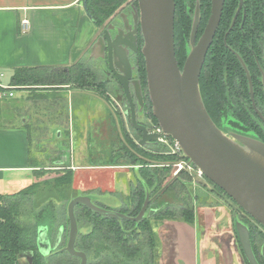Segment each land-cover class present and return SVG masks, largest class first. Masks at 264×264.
<instances>
[{"label": "water", "instance_id": "obj_1", "mask_svg": "<svg viewBox=\"0 0 264 264\" xmlns=\"http://www.w3.org/2000/svg\"><path fill=\"white\" fill-rule=\"evenodd\" d=\"M224 1L211 0L210 16L203 33L196 40L200 22V7L197 3L190 32V51L182 68L175 56V0H137V5L129 4L127 9L119 12L118 17L101 30L91 51L94 57L101 60V70L106 76L103 82H109L114 77L120 86L122 95H118L117 101L122 96L128 101L130 121L141 134V145L160 138L159 133L150 132L145 125L137 123L133 96L141 114L145 106L144 91L136 72L137 67L131 61V54H142L146 92L152 114L162 132L177 143L190 164L197 167L202 175L264 227V142L236 132L227 134L220 129L208 114L199 89L201 70L219 26ZM239 3L241 7L243 0H239ZM235 18L236 16L233 23ZM262 88L264 93V76ZM249 90L255 106L251 80ZM259 116L264 122L261 113ZM148 203L149 192L146 191L140 211L136 216L129 217L118 211L99 207L87 196L72 198L67 208L69 231L65 250L71 256L79 258L80 264H87L86 254L75 248L79 233L74 213L76 205H84L101 216L139 222L145 216ZM234 227L248 264H259L253 250L249 226L236 216ZM62 232L59 229L51 243L49 225L37 226L36 246L42 256L48 257L58 248ZM260 255L264 259V243ZM27 261H30V256Z\"/></svg>", "mask_w": 264, "mask_h": 264}, {"label": "crops", "instance_id": "obj_2", "mask_svg": "<svg viewBox=\"0 0 264 264\" xmlns=\"http://www.w3.org/2000/svg\"><path fill=\"white\" fill-rule=\"evenodd\" d=\"M23 19L29 22L26 32L21 30ZM100 31L87 11L85 0H0V85L10 87L6 90V96L0 98V129H10L0 130L1 195L14 194L13 189L20 191L37 180L44 181L47 177L58 176L64 166L67 170L80 167L86 170L93 166L89 162L75 163L70 146L69 158L64 157L58 161L49 154L44 144L38 145L39 157L31 162L30 132L32 129H47L45 131L48 136L52 129L58 130L59 138L69 137L70 141V129H88L96 124L90 123L91 118L84 125L73 124V108L70 104L73 91L65 77L78 60L83 64V72L87 71L86 80H92L89 69L97 75V81H102L99 78L102 72L101 60L94 57L91 51ZM32 67L49 68V72L59 81L21 84L13 80L18 70ZM75 93L86 102L92 100L93 107L97 97L103 102L105 99L103 94L88 86L74 90ZM66 99L67 104L64 105ZM101 106L103 109L100 110L105 112L102 103ZM100 124L103 131L106 128L105 120ZM85 133L83 130L80 141ZM77 151L80 155V150ZM42 160L45 163H41ZM71 164L75 168H71ZM42 165H50L52 172L38 171ZM74 173L71 172L73 179H76ZM202 194L203 197H200L206 204L201 206L197 200L193 202L197 196H192L191 206L195 204V207H192L191 222L184 220L191 216L186 215L185 218L179 214L174 220L162 221L166 226L164 233L172 235V263L246 264L234 233V219L226 204L222 199H214L211 193L204 191ZM55 237L49 233L51 243ZM164 241L160 234L161 250ZM205 249L213 251L212 256H206Z\"/></svg>", "mask_w": 264, "mask_h": 264}, {"label": "trees", "instance_id": "obj_3", "mask_svg": "<svg viewBox=\"0 0 264 264\" xmlns=\"http://www.w3.org/2000/svg\"><path fill=\"white\" fill-rule=\"evenodd\" d=\"M125 1L126 0H85V5L95 25L101 27L103 22ZM197 3H199L200 7V24L197 33V37H199L210 14L211 0H175L174 43L175 56L180 68H182L186 55L189 52L192 16ZM244 3L246 5L244 28L241 29L242 15H240L236 24L230 29L238 0H225L219 27L208 49L201 70L199 89L208 114L219 128L221 126V121L224 122L229 120L230 117H234L236 120L234 126L240 127L242 125L244 129L253 130L255 133L259 134V139L264 142V130L260 128L257 118L252 116V114L245 109V102L249 105L251 102L245 73L237 59L232 60L230 58L231 53L228 50V47L231 48V46L235 48L243 47V50H245V44L251 41L252 37L256 35L255 33H264L262 15L264 4L262 0H244ZM132 4L137 5V0H134ZM141 42L142 40L140 38L139 44H141ZM143 60L142 54L138 52L135 56L134 63L137 67L136 72L141 81L142 88L146 85L145 68H143L142 64L144 63ZM82 66L83 64L80 62L74 63L70 67L65 81L69 83L78 80V76L84 73L85 79L82 83L89 84L82 86L91 88L96 87L99 93L103 94L105 98H108L105 89L106 83L97 81V75L89 69L88 71L92 74L90 75L92 80H86V77H88V75H86L87 71L86 73L83 72L84 69ZM13 80L21 82V84H41V82L59 81L55 78L54 74L52 75L49 72V68L47 67H32L18 70ZM253 92L261 96L263 95L262 91L258 90L257 84H253ZM124 134L127 137L126 132H124ZM168 138L173 140L169 136ZM127 141L136 153H145L142 148L131 139L128 138ZM182 156L184 159H187L183 153ZM172 157L166 156L163 158L171 159ZM132 161L134 162L132 164L136 162L139 166L137 178L141 181L143 185H140L144 188V191H140L139 187H137V197L135 198L138 207L133 211L132 216H135L139 212L145 198V192L148 189L151 190V186H153V182L155 181L153 179L154 177L156 179V187L153 193L162 189L159 195L160 198L157 199L160 205L159 213L154 215V217L159 221L165 218L174 219L176 212L167 207L169 203L167 199L163 200L162 197L167 196L170 191V196L176 199L179 194L185 190H187L185 194L189 196L188 184L190 183V177L184 172H179L176 176L167 181V177L161 173L167 169H161V171L156 167H154V169L152 167L149 169L148 163L137 155ZM71 172L70 170L62 169V173L58 176L47 177L45 178L47 180L44 181L37 180L20 190L18 194H0V264H24L21 261V257L27 258L28 256H30V261H27L26 264L53 263L56 258L57 249L48 257L42 256L37 249V222H44L43 224L49 225L57 220L56 214L58 211L54 210V206L57 201L66 200L65 198L69 196V189L71 188L72 181ZM204 178L206 177L204 176ZM42 185L46 187L43 193L42 190L39 191ZM214 186L227 196L219 187L216 185ZM20 197L27 198L30 201L32 200L33 206L42 205L43 200L48 198L45 206H39L42 207V209L38 210L36 219L30 226L21 224L17 220L18 213L16 201H18ZM52 200H54V203ZM76 207L78 210L82 211L80 213L81 216L90 221L93 220V227H91V229L87 231H80L79 229L75 244L76 248L83 250L89 257L88 264H142L141 253L143 252V248L147 247L154 250L157 246L155 231L151 228L147 216L144 217L140 223L124 221L126 225L123 227L121 225L122 220L94 214L88 209L83 208L82 205ZM185 207L186 206H182L180 214L182 217L186 215L187 217L191 216L190 219L186 217V219H184L187 222H191L193 220L192 211ZM51 208H53L52 213H50ZM242 211L245 212L244 210ZM48 217H50L49 222L46 221ZM239 218L249 226L251 241H256L258 237H264L263 233L251 226L246 219H242L240 216ZM258 225L261 226L260 224ZM145 235L147 237H145ZM252 245L257 255V247H254V243H252Z\"/></svg>", "mask_w": 264, "mask_h": 264}, {"label": "rangeland", "instance_id": "obj_4", "mask_svg": "<svg viewBox=\"0 0 264 264\" xmlns=\"http://www.w3.org/2000/svg\"><path fill=\"white\" fill-rule=\"evenodd\" d=\"M133 1L134 0H126L125 2L120 4L118 9L113 14H111L103 22L102 26L99 28L101 30L104 29V27L110 21H113L118 17L117 15L119 14V12L127 9L129 4H132ZM77 62L78 60L76 61V63ZM142 64L144 68V63ZM103 76L105 75L103 74V72H101L99 74V78L103 79L102 78ZM84 79H85L84 73H81L78 76V80L69 82L67 84L69 85V88H72L73 91L71 93L72 97L70 99L71 100L70 104L71 107L73 108V124L84 125L85 123H87V120L89 118H91L90 123H96V124L93 127L90 126V128L88 129H70L71 140L68 142L72 146L73 158H75L74 160L75 163L89 162L97 165H107L102 167L97 166L96 168L90 167L91 169H86V170H84L82 167L78 169L70 170L72 171V173L75 172L74 174H76L75 175L76 179L82 181L85 180L87 182L88 187L93 189V190L90 189L92 191H90L89 194H87L91 196L90 198L92 199V201L94 203H97L95 200H98V203L100 202L101 206H104L106 208L108 207L109 209L115 211H117L121 207H125V204L129 203L128 196L130 192L134 189L136 184V178L138 176V172H137L138 164H136V162L135 164H132L134 163L132 159H135L137 155L138 157H142L143 161L148 163L149 169H151V167L153 169L154 167L159 168L160 171L161 169H167L166 171L161 172L167 177V181L173 178L174 176H176L179 172H184L186 175L190 177V183L188 184L189 196H195V195L197 196V199L196 197L193 198V202L195 203L197 200L199 206L206 204L205 201L203 202V200L201 199V197H203L202 193L205 191L206 193L210 194L211 191L209 190L213 189L212 185L208 183V181L204 178L201 171L197 167H195L193 164H190L188 162V159L183 158L180 149L175 146L173 140L168 138L167 135L166 137L161 136L160 138H158L156 141L153 142L145 143L143 145L139 144V140L141 139L140 132L132 127L130 123L129 114H127V112L125 111L127 110L126 107L123 106L121 103L118 104L117 101L118 88H115L113 90L114 92L110 94L111 97L110 95H107L108 98L104 97L105 98L104 102L100 100L101 98L99 99V97H97L96 98L97 103L93 107L94 102L92 103V100L86 102L83 100V97L79 96L77 93L74 94V90H77L79 88H85L82 86L84 84L82 83ZM91 89L93 91L98 92L96 87H93ZM146 89L147 86L145 85L143 87V91H144V100L146 102V106H145L146 110L144 111V114L141 113L140 116H138L137 123L143 124L147 126V128L149 127V130L153 132L152 131L153 129H158L160 127L158 125L157 120L152 114V107ZM101 103L105 108V112L100 110L103 109ZM66 104H67V99L64 102V105ZM103 120H105L106 122V128L102 131L100 122ZM235 121L236 120L234 117H230L229 120L224 122L221 121V126H222L221 129L227 134L229 132L244 133V135H249L251 137L259 139V134L255 133L253 130L244 129L242 125L240 126V128L243 129H233L232 127H237L234 126ZM0 130L7 131L10 129H0ZM45 130L47 129H38V130L32 129L30 132L31 162L36 161L37 158L39 157L38 145L42 146L44 144V146H46V149L50 151L54 141H56L57 144L62 143L63 138L58 137L57 135L59 132L58 130L55 131L52 129V131L48 133V136ZM83 130L86 131L87 134L85 133L84 135L83 138L84 141L83 140L80 141L81 136H83ZM124 132H126L127 138L131 137V140H133L135 144H137L140 148H142V150L145 153L142 152L136 153V151H134L133 148L130 147L127 141L128 139L126 138ZM45 137H49L50 140L49 141L45 140L44 139ZM65 144L68 145L67 143ZM77 149L80 150V155L78 154ZM65 156L66 158H69L68 149H66ZM166 156H171V157L173 156L174 158L172 157L171 159H164L163 157ZM71 158L72 157H70V159ZM41 163H45V161L42 160ZM70 167L72 168L74 166L71 164ZM51 168L52 170H56L54 167ZM38 171H42V172L51 171L50 165L48 166L42 165V167L38 168ZM89 176L93 177V181H90V179L88 178ZM97 182H99L103 186L94 187V184ZM73 188L74 187L72 186L69 189L70 190L69 194L71 196H73L72 194H77L81 192L79 189L76 188L75 190H73ZM40 190H42L43 193V191L46 190V187L42 185L40 186L39 191ZM13 191L14 192L12 193L15 194L19 193V189H13ZM186 191L187 190L181 192V194H179V196L176 199L175 197L170 196V191L167 196L162 197L163 200L167 199V202L170 203L167 205V207L174 208L176 215L179 214L180 216H182L179 213L180 211L178 209L180 206L187 205L190 207V205L192 204L189 197L185 194ZM47 200L48 198H45V200H43L42 205L39 206H45ZM226 201H228L233 207L234 204H232V200L230 199L228 200L227 197L225 196L222 197V202L226 204ZM16 202H17L16 209L18 213L17 220L21 224L30 226L32 222L36 219L38 210L42 209V207L33 206L34 204L32 203V200L30 201L27 198H22V197H20V199H18V201ZM52 202L54 203V200H52ZM193 207H195V204H193ZM52 210L53 208L50 209V213H52ZM238 215H240L242 219L243 218L246 219L251 226L260 230L264 235V227L259 226L256 223V221H254L246 212H243L240 209ZM63 217H64V209L62 210V217L58 218V220H61ZM199 217L201 219L200 215ZM164 220H168V218H165ZM46 221L49 222L50 217H48ZM42 223L44 222H37V225ZM165 227L166 226H161L158 229L163 239H165L166 241H164V247H162L163 248L162 250L161 247H159L160 251L158 249H155L154 264H159L158 262L160 260H164L163 263L161 264H174L172 263V256L170 258L165 257V255H167L168 253L169 248L171 247V241H172V235L170 233L168 234L164 233V231L166 230ZM262 241H264V237L261 238L258 237L256 241H252V243H254V247H257V244ZM212 254L213 251L205 249L206 256L210 257L212 256ZM21 261L24 264H26L27 258L22 257ZM69 261L70 264H77V261H74L72 259H70ZM245 263L247 264V262Z\"/></svg>", "mask_w": 264, "mask_h": 264}, {"label": "flooded vegetation", "instance_id": "obj_5", "mask_svg": "<svg viewBox=\"0 0 264 264\" xmlns=\"http://www.w3.org/2000/svg\"><path fill=\"white\" fill-rule=\"evenodd\" d=\"M262 3L264 4V0H262ZM239 5H240V3H239V0H238V4H237V7L235 9L233 18H232V22H231V25H230V29L236 24V22H237V20H238V18H239L240 15H242V18H241V22H242L241 29L244 28L243 24L245 23V19H246V5L244 3V0H243V4L241 5V7H239ZM223 7H224V5H223ZM195 8H196V6H195ZM263 10H264V5H263ZM194 11H195V9H194ZM210 11H211V4H210ZM262 15H263V22H264V11L262 12ZM193 16H194V12H193ZM193 16H192V19H193ZM209 16H210V14H209ZM235 16H236V18H235V21L233 23V19H234ZM221 17H222V15H221ZM207 21H208V19H207ZM232 23H233V25H232ZM199 24H200V22H199ZM198 28H199V26H198ZM204 28H205V26H204ZM204 28H203V30H204ZM197 33H198V29H197ZM197 33H196V40L201 36L200 35L199 37H197ZM202 33H203V31H202ZM255 34L256 35L254 37H252L251 41L245 44V46H244L245 47V50H243V47H241V48H238V47L235 48L234 46H231V48L228 47V50L231 53L230 54V58L232 60L237 59V61L241 65V67H242V69H243V71L245 73V77H246V81H247L248 86H249V82L251 80L252 86H253V84H257L258 85V90L259 91L261 90L262 93H263L262 78L264 76V33L259 32V33H255ZM189 40H190V37H189ZM189 51H190V45H189ZM131 61H133L132 63L134 64L135 55H133V54H131ZM104 77L106 78V76H103L102 78H104ZM111 79L113 80V82H111L112 80L109 81V82H106V86H105L106 94L107 95H110V94H112L114 92L113 90L115 88H118V90H117L118 95H122V90H121L120 86L117 84L115 78L113 77ZM102 81H103V79H102ZM249 93H250V90H249ZM257 93H258V91H257ZM253 96H254V104H255V106L252 103L253 101L251 100V96H250V100H251L250 105L251 106L248 103H246V102H245V105L246 106L245 105L244 106H245L246 111L248 110L250 112V114H252V116H255L257 118V122H258L260 128L264 130V122L262 121V119L259 116V113H261V115L264 117V93L261 96V95H258V94H256V93L253 92ZM110 97H111V95H110ZM133 101H134L135 111H136L137 118H138V116H140V113L138 111V104H137L136 99L134 98V96H133ZM119 103H121L123 106L126 107L127 110H125V111L127 112V114H129V118H130V110H129L128 101L126 100V98L124 96H122L118 100V104ZM144 104H145V102H144ZM144 111H145V106L143 108L142 114H144ZM137 122H138V120H137ZM130 123H131V121H130ZM131 125H132V123H131ZM132 127L134 128L133 125H132ZM221 127L222 126H220V129H221ZM232 128L233 129H243V128H240V127H232ZM147 129L149 130V127ZM263 133H264V131H263ZM240 134H244V133H240ZM247 136H249V135H247ZM62 138H63L62 143H58L57 144L56 141H54V143L52 144L51 149L49 151V154H52V156L55 159H57L58 161H61V160L64 159V157H66L65 156L66 149H68L69 146L72 148V146L68 142L69 141L68 140L69 137H67L66 140H65V137H62ZM129 138L131 139V137H129ZM44 139L45 140H48V141L50 140L49 137H45ZM65 143H67L69 146L66 145ZM44 147H46V146H44ZM50 159H51V155H50ZM92 164H93L92 168H96L97 166H99V167L107 166V165H97V164H94V163H92ZM65 168L66 167L64 166L63 169H65ZM137 172L139 174V166L137 167ZM139 177H140V175H139ZM89 179H90V181H93V177H90ZM153 179L155 181L153 182V186H151V190H149V189L147 190L149 192V203L147 205V210H146V213H145V216L144 217H146V216L148 217V219L150 221L151 228L155 231V235H156V239H157V246H156L155 249H158L160 251L159 247H161V242H160V234L161 233H160V231L158 229L161 226H164L163 225V222H162L164 219L162 221H159V220H157V218L154 217V215H156V214L159 213L160 205H159V202H158L157 199L160 198L159 195L161 194L162 189L161 190H158L156 193H153L154 192V189L156 187V179L154 177H153ZM208 183H210L212 185V187H213V189H210L209 191H211V194L215 198H219L220 199V197H221V199H222V197L225 196L223 193H221L213 185V183L211 181H208ZM140 184H142L141 181L138 178H136L135 187L130 192V194L128 196L129 203L128 204H125V207H121L120 209H118L117 210L118 212H120V213H122V214H124L126 216L133 217L132 216V213L138 207V203H137V200L135 198V197H137L136 196V191H138V188L137 187H139V190L140 191L141 190L144 191L143 186H141ZM72 186L74 187L73 190H75L77 188L81 192L80 193H77V194H72L73 196H71L69 194V196L67 198H65L66 200H63V201H60V202L57 201L56 204H55V208H54V210L58 211V213L56 214L57 220L55 222L49 224V230H50V233L53 235V237L56 236V233H57V231L59 229H62L63 230L62 235L60 236V242H59L58 248L56 250L57 251V254L55 255L56 258L54 259V261H53L52 264H70V261H69L70 259H72L74 261H77V264H80V259L79 258L74 257V256H71L65 250V247L67 246L68 231H69V220H68L67 208H68L69 201L72 198H74V197H77V196L80 195V196H87V197L90 198L91 196L90 195H87V194H89V192L92 191L93 189L88 187L87 182L85 180L82 181V180H78V179H73V175H72V181H71V187ZM96 186L97 187H102L103 185L100 184L99 182H97V183L94 184V187H96ZM90 189H92V190H90ZM145 191H146V188H145ZM188 197H189L190 201L192 202V196H188ZM225 197H227V196H225ZM227 199L228 200L229 199L232 200L230 197L229 198L227 197ZM95 201L97 202V203H94L95 205H97L99 207H102V208H106L104 206H101L100 205V202L98 203V200H95ZM144 201H145V198H144ZM144 201H143V203H144ZM143 203H142V205H143ZM232 204H234L233 207L231 206V204L228 201H226V206L228 208V211L230 212V214L232 216V219H234L236 216H238V217L240 216V215H238L239 214V210H240L239 208L240 207L233 200H232ZM142 205H141V207H142ZM76 206H78V205H76ZM76 206L74 207V213H75V217H76V220H77L78 229H80V231L81 230L87 231V230L91 229V227H93V225H92L93 224V220L90 221L87 218L81 216L80 213L82 211L81 210H78V208ZM82 206H83V208L88 209L86 206H84V205H82ZM185 206H186L185 208H187L189 210L191 209V211L193 212V208H192L193 206H191V205H190V207L187 206V205H185ZM141 207H140V209H141ZM181 208H182V206H180L178 208L179 211H180ZM63 209H64V217L61 220H58V218H61L62 217V210ZM107 209H109V208L107 207ZM169 209H171V210H173L175 212L174 208H172V207L170 208L169 207ZM88 210L91 211L90 209H88ZM150 213H151V215H150ZM94 214H96V213H94ZM143 218L139 222H134V221H129V220L122 219V224L121 225L123 227H125L126 223L124 221H129V222H134V223H140L143 220ZM170 220H174V219H170ZM159 222H160L161 225L159 224ZM233 228H234V233H235V227L233 226ZM235 235H236V233H235ZM145 237H147V236L145 235ZM236 238H237V241H238L237 235H236ZM76 240H77V238H76ZM263 243H264V241L259 242L257 244V250H258L257 255L254 252L255 255H256L257 260L259 261V264H264V259L260 255V249H261V246H262ZM75 244H76V241H75ZM75 248H76V246H75ZM76 249L79 250V251H83V250H80L78 248H76ZM155 249L153 250V249H150V248H147V247H144L143 248V252L141 253L142 264H154V251H155ZM170 249H171V247L169 248L167 255H165L166 258L167 257L170 258L172 256V252H171ZM86 256H87V254H86ZM88 261H89V257L87 256V264H88Z\"/></svg>", "mask_w": 264, "mask_h": 264}, {"label": "built area", "instance_id": "obj_6", "mask_svg": "<svg viewBox=\"0 0 264 264\" xmlns=\"http://www.w3.org/2000/svg\"><path fill=\"white\" fill-rule=\"evenodd\" d=\"M28 28H29V22H28V20H26V19H23L22 21H21V30H22V32H26L27 30H28ZM10 87H4V86H1L0 85V98H2V97H5L6 96V90H8ZM9 95H12V93L11 92H9L8 93ZM153 132H156V133H159L160 134V137L161 136H163V137H166L167 135L166 134H164L163 132H162V130L160 129V128H158V129H153L152 130ZM168 137V136H167ZM173 142L175 143V146L177 147V148H179L178 147V145H177V143L173 140Z\"/></svg>", "mask_w": 264, "mask_h": 264}]
</instances>
